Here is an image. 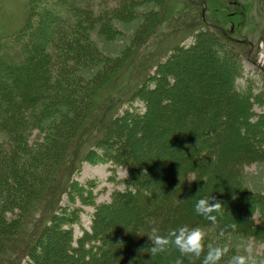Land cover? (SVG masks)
I'll use <instances>...</instances> for the list:
<instances>
[{"label": "trees", "instance_id": "16d2710c", "mask_svg": "<svg viewBox=\"0 0 264 264\" xmlns=\"http://www.w3.org/2000/svg\"><path fill=\"white\" fill-rule=\"evenodd\" d=\"M109 2L29 0L22 26L10 34L0 32V192L11 193L14 182L22 196L17 201L20 213L43 201V175L57 171L62 161L59 149L51 155V166L48 153L35 154L31 168L19 163L28 117L55 97L87 90L73 72L77 63L91 60V49L77 41L84 33L74 29L72 20L104 11ZM191 37L189 45L178 43L133 87L80 160L110 162L109 180L125 187L115 189L110 201L96 204L90 230L83 228L75 237L74 226L81 225L84 209L74 197L92 195L97 182L88 181L86 193L72 181L67 203L56 201L45 208L49 217L27 251H19L18 258L26 257L18 264H175L177 258L182 264H200V259L181 257L172 246L151 257L147 236L152 219L161 233L187 225L264 237V198L254 196L239 179L244 165L264 159V112L254 109L264 106L263 90L256 91L251 78L240 85L244 55L221 28L206 24ZM75 122L63 138H69ZM39 164L45 174L36 172ZM119 166L127 168V176L117 180ZM67 183L64 189L70 190ZM211 195L223 204L216 224L194 211L197 199ZM20 213L5 218L0 212V251L19 233L26 217ZM228 224L236 229H225ZM208 247L206 239L205 252Z\"/></svg>", "mask_w": 264, "mask_h": 264}, {"label": "rangeland", "instance_id": "374dc122", "mask_svg": "<svg viewBox=\"0 0 264 264\" xmlns=\"http://www.w3.org/2000/svg\"><path fill=\"white\" fill-rule=\"evenodd\" d=\"M28 1L0 0V32L10 34L22 26L27 15ZM109 1L104 11L99 8L89 18L72 20L74 29L78 28L84 33L83 40L77 41L91 49V60L87 64L77 63V70L73 72L82 77V84L88 86L87 90L78 94L76 92L74 97L73 94L63 99L55 97L49 103L36 107L28 117L27 139L24 151L18 153L19 163L31 168L37 160L35 154L48 153L51 166V155L59 149L63 163L60 162L57 171L49 167V175L40 164L35 165L37 173L46 174L43 175L44 183L41 186L43 201L38 200L39 205L33 210L28 208L20 213L17 201L22 196L20 190L14 188V182L12 188L9 186V189H13L11 193L0 192V212L5 218L16 217L19 213L21 217L26 216L19 233L0 251V264L25 262L26 255L18 258L19 251H27L49 217V209L45 208L56 201L61 205L67 203L73 191L72 181L77 180L80 186H84L83 191L86 193L87 182H97L92 195L88 193L86 196L83 193L80 197L77 192L78 195L74 197L76 205L84 209L81 225L74 226L76 237L82 234L83 228H89L94 206L110 201L115 189L125 187L108 181L111 163L90 164L80 160L84 158L90 144L104 133L105 124L120 108V103L133 87L146 74L154 71L156 63L167 57L178 43L189 45L192 31L206 24L221 28L227 39L244 55V77L238 79V82L244 85L246 79L251 78L256 91L263 90L264 93V71L258 67L261 61L264 62V36L260 40L264 30V0ZM89 91L94 97L92 101ZM122 91L125 95L119 98ZM77 101L78 105L75 106ZM137 105L143 109L141 103ZM254 109L258 113L264 112V106L255 105ZM72 120L76 122L71 127L70 136L63 138L62 134H67ZM66 144L70 150L64 160L62 153L66 151ZM126 175V168H117V180ZM239 179L254 196L264 198V159L244 165ZM66 183L70 190L64 189ZM82 198L86 199V203ZM204 229L209 246H227L231 256L238 251L243 254V245L251 244L257 258L264 259V237L237 231H225L221 235V231L214 227Z\"/></svg>", "mask_w": 264, "mask_h": 264}, {"label": "clouds", "instance_id": "9594fccd", "mask_svg": "<svg viewBox=\"0 0 264 264\" xmlns=\"http://www.w3.org/2000/svg\"><path fill=\"white\" fill-rule=\"evenodd\" d=\"M222 205L214 195L204 196L195 201L194 211L205 220L216 224L218 217L222 215ZM149 225L150 232L147 237L150 240L149 252L151 257L164 253L172 246L180 253L181 257H187L189 260L200 259V264H221L222 260L224 264H264V259H258L254 254L251 244L243 245V254L238 251L236 254L228 256V247L219 244L208 247L205 252L207 233L201 226L180 225L161 233L156 219L150 220ZM225 229L235 230L236 224L225 225ZM220 234H224V229L221 230ZM202 252L204 255L201 258ZM175 264H182V261L177 258Z\"/></svg>", "mask_w": 264, "mask_h": 264}, {"label": "water", "instance_id": "95a60500", "mask_svg": "<svg viewBox=\"0 0 264 264\" xmlns=\"http://www.w3.org/2000/svg\"><path fill=\"white\" fill-rule=\"evenodd\" d=\"M263 36H264V31L262 32V35H261V38H260L261 41L263 40ZM261 69L264 71V65L261 66Z\"/></svg>", "mask_w": 264, "mask_h": 264}, {"label": "bare ground", "instance_id": "6f19581e", "mask_svg": "<svg viewBox=\"0 0 264 264\" xmlns=\"http://www.w3.org/2000/svg\"><path fill=\"white\" fill-rule=\"evenodd\" d=\"M264 31V30H263ZM262 44V43H261ZM262 46V45H261ZM263 52H264V50H263ZM264 54V53H263ZM264 65V62H262L261 61V64L260 65H258V67L260 68L261 66H263ZM262 70V69H261Z\"/></svg>", "mask_w": 264, "mask_h": 264}]
</instances>
